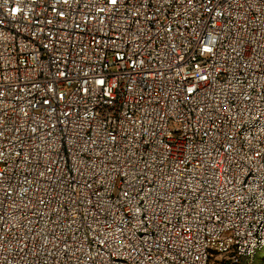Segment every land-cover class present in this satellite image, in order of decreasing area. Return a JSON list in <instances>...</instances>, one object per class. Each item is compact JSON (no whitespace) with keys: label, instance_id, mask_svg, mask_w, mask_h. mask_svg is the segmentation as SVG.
<instances>
[{"label":"built area","instance_id":"built-area-1","mask_svg":"<svg viewBox=\"0 0 264 264\" xmlns=\"http://www.w3.org/2000/svg\"><path fill=\"white\" fill-rule=\"evenodd\" d=\"M263 250L264 0H0V264Z\"/></svg>","mask_w":264,"mask_h":264},{"label":"rangeland","instance_id":"rangeland-1","mask_svg":"<svg viewBox=\"0 0 264 264\" xmlns=\"http://www.w3.org/2000/svg\"><path fill=\"white\" fill-rule=\"evenodd\" d=\"M264 250L261 252L263 253ZM209 264H225V258L223 254H215L211 259ZM240 264H264V253L260 257L256 255L251 260H243Z\"/></svg>","mask_w":264,"mask_h":264},{"label":"trees","instance_id":"trees-1","mask_svg":"<svg viewBox=\"0 0 264 264\" xmlns=\"http://www.w3.org/2000/svg\"><path fill=\"white\" fill-rule=\"evenodd\" d=\"M263 253H264V252H263ZM263 253H261V252H260V253H259V254H257V255L261 257V256L263 255Z\"/></svg>","mask_w":264,"mask_h":264}]
</instances>
